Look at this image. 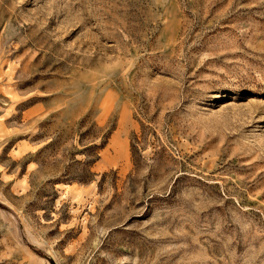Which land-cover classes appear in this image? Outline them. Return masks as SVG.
<instances>
[{
  "label": "rangeland",
  "instance_id": "1",
  "mask_svg": "<svg viewBox=\"0 0 264 264\" xmlns=\"http://www.w3.org/2000/svg\"><path fill=\"white\" fill-rule=\"evenodd\" d=\"M0 264H264V0H0Z\"/></svg>",
  "mask_w": 264,
  "mask_h": 264
}]
</instances>
